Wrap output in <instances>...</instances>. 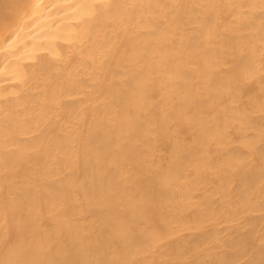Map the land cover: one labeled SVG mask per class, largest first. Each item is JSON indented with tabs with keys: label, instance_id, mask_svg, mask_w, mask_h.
<instances>
[{
	"label": "bare ground",
	"instance_id": "obj_1",
	"mask_svg": "<svg viewBox=\"0 0 264 264\" xmlns=\"http://www.w3.org/2000/svg\"><path fill=\"white\" fill-rule=\"evenodd\" d=\"M0 264H264V0H0Z\"/></svg>",
	"mask_w": 264,
	"mask_h": 264
}]
</instances>
